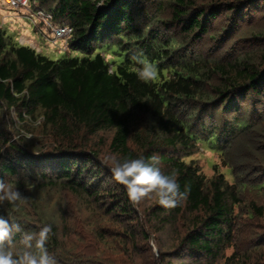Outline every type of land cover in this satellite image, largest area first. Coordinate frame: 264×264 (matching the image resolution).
I'll return each mask as SVG.
<instances>
[{
  "label": "trees",
  "instance_id": "trees-1",
  "mask_svg": "<svg viewBox=\"0 0 264 264\" xmlns=\"http://www.w3.org/2000/svg\"><path fill=\"white\" fill-rule=\"evenodd\" d=\"M36 1L54 22L73 27L68 46L80 55L51 59L27 45L8 43L0 29V179L14 184L20 195L24 188L34 193L60 186L80 198L96 199L105 179H92L87 166L102 145L93 138L109 131L105 146L110 155H158L156 166L165 173L175 170L180 190L188 189L177 207L165 209L156 202L152 210L161 228L176 230L183 220L185 230L178 231L169 255L215 264L233 245L234 210L243 201L239 185L245 181L232 184L222 174L206 179L180 155L190 154L198 143L222 152L264 120L257 110L260 102L252 100L249 111L237 104L241 95L253 99L264 93V72L251 57L255 55L226 50L211 56L222 47L209 36L216 13L196 8L194 0H171L167 8L163 0ZM164 9L169 19L161 17ZM176 26L180 34L172 31ZM207 35L212 45L203 54L197 46L207 45ZM103 50L113 52L114 58H106ZM141 55L158 68L157 78L149 83L138 80L135 72L142 66L132 58ZM260 58L264 61V53ZM50 162L55 169L45 166ZM122 194L112 196L107 210L116 218L130 213ZM19 202L0 203V217L9 229L14 223L19 227L12 231L16 240L28 231L22 215L15 218ZM119 206L121 213L115 211ZM250 209L263 214L261 206L250 203ZM55 222L43 225L52 227L45 247L57 264H72ZM29 251L35 252L34 247Z\"/></svg>",
  "mask_w": 264,
  "mask_h": 264
},
{
  "label": "rangeland",
  "instance_id": "rangeland-1",
  "mask_svg": "<svg viewBox=\"0 0 264 264\" xmlns=\"http://www.w3.org/2000/svg\"><path fill=\"white\" fill-rule=\"evenodd\" d=\"M163 1L167 8L171 0ZM38 3L32 0L31 4ZM194 3L196 8L205 7L216 13V18L209 24V36L222 43L219 44L222 47L212 52L211 56L219 57L226 50V53L233 50L245 57L255 55L251 57H256L259 69L264 72V61L260 58L264 53V0H194ZM11 6L14 7L11 2L0 0V29L8 43L27 45L51 59L80 55L78 50H67L64 41L57 40L55 45L48 43V35L30 26L26 19L28 14L22 10H13ZM161 17L170 18L167 9L161 13ZM172 31L180 34L177 26ZM210 37L205 38L207 45L201 43L197 46L203 54H207L212 45L211 42L209 44ZM103 53L108 59L114 58L113 52L103 50ZM237 99V104L247 111L253 107L252 100L255 104L260 102L257 110L260 114L264 113V93L253 99L250 94L241 95ZM109 138V131H101L93 138V142L102 145L97 150L95 161L89 162L87 166L92 169L89 173L92 179H105L101 184L103 191L98 198H80L60 186L37 189L34 193L24 188L25 194L21 197L27 199L24 203L19 202L20 212L16 213L15 218L22 215L21 219L28 224L29 232L26 233L36 234L45 227L43 225L46 221H56L59 225V239L71 253L69 260L72 264H194L185 255L180 258L176 257L177 254L169 255H173L171 251L175 250L178 231L181 233L185 230L183 220H178L176 230L168 225L161 228L157 218H152L156 201L147 198L140 202L133 201L126 187L114 178L110 159L113 155L107 152L105 146ZM180 157L187 164L196 166L206 179L222 174L232 184L245 181L239 185L243 201L234 210L236 233L233 245L225 249L224 257L215 264H264V241L258 244L264 240V184L261 183L264 181V120L249 134L237 136L232 145L222 152L198 143L190 154H181ZM45 166L56 168L51 162ZM99 167H102L103 172H99ZM5 184L18 191L14 184ZM107 190L108 195L105 193ZM122 191L130 205V213L127 211V216L121 214L116 218L107 210L111 207L112 196L121 195ZM120 200H123V194ZM250 203L261 206L263 214H255L250 209ZM120 207L115 211L123 212ZM130 232H134L135 238ZM24 234L17 240L12 237L11 246L6 241L5 251L10 250L15 255L24 250V245L20 243ZM10 235H13L12 230ZM234 252L236 256L233 258ZM244 256H249V260H243Z\"/></svg>",
  "mask_w": 264,
  "mask_h": 264
},
{
  "label": "clouds",
  "instance_id": "clouds-1",
  "mask_svg": "<svg viewBox=\"0 0 264 264\" xmlns=\"http://www.w3.org/2000/svg\"><path fill=\"white\" fill-rule=\"evenodd\" d=\"M133 60L142 67L135 69L138 80L143 83L154 81L158 75V68L141 57H133ZM111 171L114 178L123 184L128 190L130 198L135 202L141 200L154 199L160 206L165 209L177 207L187 198V187L182 192L178 182V174L175 170L165 173L161 170L160 157L152 155L145 158L111 157ZM0 202L5 200L15 206L17 201L24 203L27 198H22L19 191L8 187L3 179H0ZM12 231H19L18 225L12 226ZM52 233L51 225H46L41 231L36 233H25L20 241L24 245V250L18 254V258H13L12 251H5L4 244L7 241L11 246L12 235L7 221L0 217V264H57L54 257L50 256L48 249L45 247L46 242ZM36 237L35 245L32 240ZM34 247L35 252L29 251Z\"/></svg>",
  "mask_w": 264,
  "mask_h": 264
}]
</instances>
